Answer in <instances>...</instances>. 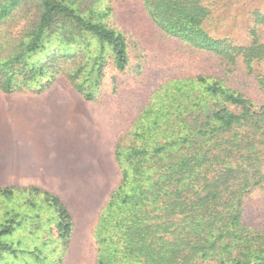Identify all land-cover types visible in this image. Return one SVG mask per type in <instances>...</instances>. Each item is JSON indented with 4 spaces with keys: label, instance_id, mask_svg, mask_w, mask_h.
I'll return each instance as SVG.
<instances>
[{
    "label": "trees",
    "instance_id": "16d2710c",
    "mask_svg": "<svg viewBox=\"0 0 264 264\" xmlns=\"http://www.w3.org/2000/svg\"><path fill=\"white\" fill-rule=\"evenodd\" d=\"M142 1L152 22L190 52L216 54L220 73L162 83L117 137L121 180L98 217L96 264H264V71L254 67L264 66L257 32L264 12H255L251 42L239 44L208 31L212 10L205 0ZM114 12L112 0H0V88L40 93L65 77L94 101L106 49L117 70L130 63L129 39L110 21ZM239 65L255 76L263 101L233 81ZM258 187L262 208L256 210L248 197ZM29 192L42 193L55 208L58 237L68 246L74 217L58 195L0 187V195ZM13 223L0 226V259L6 253L39 258L40 249L3 239Z\"/></svg>",
    "mask_w": 264,
    "mask_h": 264
},
{
    "label": "rangeland",
    "instance_id": "374dc122",
    "mask_svg": "<svg viewBox=\"0 0 264 264\" xmlns=\"http://www.w3.org/2000/svg\"><path fill=\"white\" fill-rule=\"evenodd\" d=\"M205 3L212 10L205 23L212 35L219 38L227 36L239 44L251 42L250 29L254 25L255 12H264V0H205ZM112 5L115 12L110 21L125 31L129 39L130 63L125 71L117 70L110 49H106L105 75L94 100L97 128L102 125L105 131L104 143L102 151L97 153L96 175L86 178L88 190L78 196L90 204L75 201L72 209L74 228L70 243L65 246L58 237L57 212L45 201L42 193L0 195V226L14 221L13 232L3 239L20 249H40L42 252L39 258L28 253L17 256L6 253L0 264H96L98 217L121 180L114 150L113 153L109 151L110 137H113L115 147L117 137L133 126L162 83L176 77L220 73L221 61L216 54L190 52L185 41L166 34L152 22L142 0H112ZM258 28L257 32L264 38V26ZM95 44L93 40V46ZM242 66L239 65L232 73L233 81L239 80L242 90L254 100L263 101L255 76L247 77ZM254 67L264 71L261 63H255ZM54 86L72 87L65 77H60ZM101 161L103 173L99 167ZM81 182H84V177H81ZM248 201L253 209L262 208L259 187L250 192Z\"/></svg>",
    "mask_w": 264,
    "mask_h": 264
},
{
    "label": "crops",
    "instance_id": "0c3cea01",
    "mask_svg": "<svg viewBox=\"0 0 264 264\" xmlns=\"http://www.w3.org/2000/svg\"><path fill=\"white\" fill-rule=\"evenodd\" d=\"M97 124L95 102L73 87L53 84L40 93L0 88V187L49 191L74 216L75 201L84 202L78 196L89 187L86 178L96 175L105 137ZM99 167L103 173L102 161Z\"/></svg>",
    "mask_w": 264,
    "mask_h": 264
}]
</instances>
